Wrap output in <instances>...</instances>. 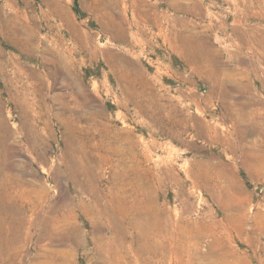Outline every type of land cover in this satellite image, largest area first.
I'll use <instances>...</instances> for the list:
<instances>
[{"label": "rangeland", "instance_id": "obj_1", "mask_svg": "<svg viewBox=\"0 0 264 264\" xmlns=\"http://www.w3.org/2000/svg\"><path fill=\"white\" fill-rule=\"evenodd\" d=\"M2 5L17 10L25 27L14 43L0 35V264H45L52 252L60 255L54 264L104 263L94 254L82 211L75 210L72 238L50 233V216L61 202L76 209L88 197L74 189L76 176L90 179L101 170L99 184L107 187L111 166L96 161L106 152L94 146L147 141L148 124L156 123L146 113L154 108L144 105L156 97L186 128L176 129L182 140L154 131L161 147H150L151 163L157 157L171 161L183 176L186 166L199 162L208 168L205 183L216 177L234 196L248 197L245 232L261 220L264 171L255 166L264 164V0H0ZM158 124L167 126V120ZM84 165L91 167L88 176L80 173ZM208 186L200 185L198 197L186 182L183 191L169 182L159 197L178 218L203 223L207 210L222 215ZM103 231L109 236L113 229ZM245 232L232 237L229 259L264 258L254 245L259 234ZM211 239L207 233L190 238L192 253L174 254L169 263L204 264ZM124 250L118 257L123 264H143Z\"/></svg>", "mask_w": 264, "mask_h": 264}, {"label": "bare ground", "instance_id": "obj_2", "mask_svg": "<svg viewBox=\"0 0 264 264\" xmlns=\"http://www.w3.org/2000/svg\"><path fill=\"white\" fill-rule=\"evenodd\" d=\"M0 26L2 38L5 41L11 40L13 43L20 40V32L25 27L24 23L18 19L17 10L9 12L4 5L0 6ZM150 106L154 108L152 109L153 112L146 113L156 125L148 124L150 126L149 128L147 127L150 130L149 139L139 144L131 138V141H127L124 147L119 144L94 146L96 149L102 147L106 152L103 157H101L102 155H97L95 157V159L97 158L96 161L101 162L103 158V161L111 166L112 177H108L107 187L102 188L99 184L103 171H98L94 177L88 179L91 167H87V164L83 167L81 166V175L83 173L85 175L88 174L86 175L88 178H76L78 177L76 176L72 180L73 187L81 193H85L86 196L88 195L89 198L80 199L76 209L73 206H69L70 204H67L69 202L66 204L64 202L59 203L54 215L50 216L53 220V224L48 226L50 233L62 238L77 237L74 235L73 226L70 225L77 214L75 210H77L85 214L84 216L89 225V238L94 244V254H97L105 264H123L122 261L118 260V257L124 255L125 248L141 257L143 264H170V256L177 254L181 257L187 250L192 253L193 250L188 246L187 241L193 237L198 238L205 233L210 234L212 239L209 241V247L205 252V256L210 260L204 264H264V258L255 257L257 255L254 256L253 262V259L247 255L244 257L239 255L231 256L229 259V252L233 248L230 246L232 237L239 238L241 237L240 234L245 232L244 226L247 219L245 203L248 200L247 196H234L227 185L219 184L216 177H212L213 179L210 183H205L208 179L206 176L208 168L201 167L199 162H193L190 167L186 166L183 170V176L175 170L171 161L166 162L157 157V162H154V160L151 163L153 158L150 147H161V143L156 140L153 132L157 131L172 140H182L176 129L178 127L186 128V124L183 119L180 121L173 120V113L167 109L165 103L160 101V98H152L150 103H145L144 109L148 110ZM168 107L171 109V106ZM163 108L168 110L167 114H160L161 116L159 115L155 118L156 112L163 110ZM164 119L167 120V126L159 125L158 122ZM114 157H117L115 160H118V164L114 163ZM256 170L258 172L264 171V164L261 160L256 164ZM70 174L74 176L75 172L73 169H70ZM141 179L144 180L143 183L139 182ZM169 182L176 183V185L179 184L182 191L183 182H186L190 186V191L193 193L197 192L198 197L202 196V192L199 189L200 185L204 184L207 190H209L208 185H213L214 192L217 193V205L221 209L222 215L217 216L216 211L207 210L205 213L206 219L203 223L178 218L176 210L164 205L159 197L161 188L167 187ZM114 187L118 189L116 194L113 191ZM148 195L149 197L147 198ZM114 200L116 203L113 202ZM115 206L118 208L119 213L114 210ZM234 210H239V213L233 212ZM257 217H260L261 220H258L255 227L248 228L247 231L259 234L254 245L256 250L264 252V241L260 239V236L264 237V213L257 214ZM99 220L102 221V225L96 223ZM105 226H110L113 229L111 235L105 236L103 233ZM74 228L76 229V227ZM43 233L39 234L42 236ZM227 241L228 244L224 243ZM127 242H129V245H125ZM221 243L223 244L220 245ZM8 244L6 243V245ZM3 249L4 247L0 246V252ZM52 253L54 255L49 257V259L47 258L48 260L45 264H54L56 256H60L57 255V252ZM183 264L194 263L186 261Z\"/></svg>", "mask_w": 264, "mask_h": 264}]
</instances>
